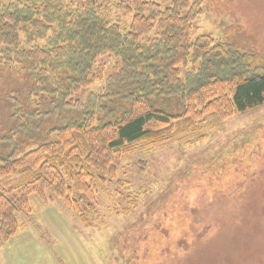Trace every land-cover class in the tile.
<instances>
[{"label": "trees", "instance_id": "obj_1", "mask_svg": "<svg viewBox=\"0 0 264 264\" xmlns=\"http://www.w3.org/2000/svg\"><path fill=\"white\" fill-rule=\"evenodd\" d=\"M200 15L199 0H0V79L25 78L0 92L13 112L0 138V246L19 233L18 215H31L32 196L56 197L92 227L99 187L138 143L264 105L252 56L197 35ZM156 98L180 99L181 113Z\"/></svg>", "mask_w": 264, "mask_h": 264}, {"label": "rangeland", "instance_id": "obj_2", "mask_svg": "<svg viewBox=\"0 0 264 264\" xmlns=\"http://www.w3.org/2000/svg\"><path fill=\"white\" fill-rule=\"evenodd\" d=\"M199 1L196 34L249 54L264 73V0ZM24 81L15 71L0 79V92L6 85L16 93ZM2 103L1 139L13 114ZM154 104L182 111L178 98ZM185 130L162 145L135 146L117 179L99 187L92 227L56 197L32 196L31 215L20 213L19 233L0 246V264H264V105Z\"/></svg>", "mask_w": 264, "mask_h": 264}]
</instances>
